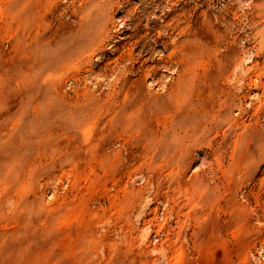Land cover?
I'll list each match as a JSON object with an SVG mask.
<instances>
[{
	"label": "rangeland",
	"instance_id": "rangeland-1",
	"mask_svg": "<svg viewBox=\"0 0 264 264\" xmlns=\"http://www.w3.org/2000/svg\"><path fill=\"white\" fill-rule=\"evenodd\" d=\"M0 264H264V0H0Z\"/></svg>",
	"mask_w": 264,
	"mask_h": 264
}]
</instances>
